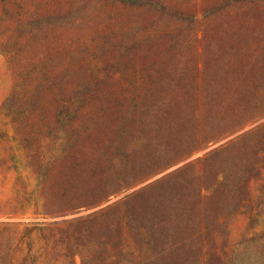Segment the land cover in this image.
Masks as SVG:
<instances>
[{
    "label": "rangeland",
    "instance_id": "rangeland-1",
    "mask_svg": "<svg viewBox=\"0 0 264 264\" xmlns=\"http://www.w3.org/2000/svg\"><path fill=\"white\" fill-rule=\"evenodd\" d=\"M0 264H264V0H0Z\"/></svg>",
    "mask_w": 264,
    "mask_h": 264
},
{
    "label": "trees",
    "instance_id": "trees-1",
    "mask_svg": "<svg viewBox=\"0 0 264 264\" xmlns=\"http://www.w3.org/2000/svg\"><path fill=\"white\" fill-rule=\"evenodd\" d=\"M214 190H217L216 188H212V190H211V193H213L214 192Z\"/></svg>",
    "mask_w": 264,
    "mask_h": 264
}]
</instances>
